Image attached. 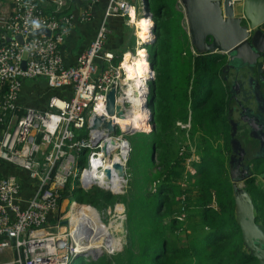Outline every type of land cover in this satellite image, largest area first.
<instances>
[{
	"label": "built area",
	"instance_id": "obj_1",
	"mask_svg": "<svg viewBox=\"0 0 264 264\" xmlns=\"http://www.w3.org/2000/svg\"><path fill=\"white\" fill-rule=\"evenodd\" d=\"M239 1L232 0L233 4ZM48 2L50 11L40 0H12L11 11L0 16V164H15L37 183L35 192L22 206L17 176L0 174V250L11 248L14 252L13 259L0 264H70L79 251L85 252L77 247L70 223L65 226L60 224L62 220L51 222L49 215L60 207L62 189L74 186L70 185L72 180L90 185L97 182L90 181L87 172H105L109 167L111 174L117 169L113 161L108 164L117 149L115 143L127 140L125 135L132 133V127L122 126L119 119L141 106L148 115L151 112L145 104L148 82L153 77L149 61V75L142 80L140 90L124 65L125 59L133 63L137 55L136 22L134 47L127 58L123 55L115 61V55L104 48L106 30L102 24L76 62L68 65L60 51L72 18L64 13L68 0ZM145 13L149 14L145 0L141 1L140 10L137 0H108L105 11L134 19ZM80 17L89 18L87 7ZM152 23L151 20L150 30ZM42 28L49 34L31 35ZM150 39L141 44L147 60L146 45ZM98 58L106 63L96 75ZM37 77L43 78L48 88L70 90V94L51 92L43 107L21 105L18 98L23 80ZM112 88L115 102L124 108L121 116L106 110V96ZM96 116L111 120L115 130L109 132L102 125L93 127ZM127 146L129 150V142ZM125 161L120 162L124 170ZM152 182L154 186L157 180ZM178 218L183 220L180 215Z\"/></svg>",
	"mask_w": 264,
	"mask_h": 264
},
{
	"label": "trees",
	"instance_id": "obj_2",
	"mask_svg": "<svg viewBox=\"0 0 264 264\" xmlns=\"http://www.w3.org/2000/svg\"><path fill=\"white\" fill-rule=\"evenodd\" d=\"M145 2L154 26L155 38L147 44L148 60L152 67L157 58L161 64L173 61L166 38L172 31L171 25L178 41L181 40L179 42L186 46L179 52L180 63L178 54L174 52L176 60L172 68L157 67L153 79L149 81L148 104L152 118L145 132L152 140L137 157L131 154L128 158L129 165L135 169L134 184L139 190L137 201L141 202L138 211L134 204L137 197L127 203L131 244H126L109 258L99 256L92 259L80 255L79 264H255L256 257L244 246L235 219L232 185L226 164V152L232 140L230 137L234 135L231 130L235 127L231 121L234 118L227 115L230 102L235 99L230 89L226 55L219 52L192 53L188 33L180 22L183 13L176 9L175 0H172V8L168 7L166 0ZM167 81L174 96L165 101L161 94ZM189 114V138L197 140L199 159L190 162L195 172L187 173L188 178L192 179L193 188L184 189L178 178L184 170V159L188 153L178 154L179 147L174 149L169 139L174 134L175 121H186ZM216 138H222V144L216 145ZM155 160L158 167L154 172H149ZM153 180L159 183L155 191H149L146 184ZM250 185L248 190L253 199L254 194L259 197V202L254 205L262 211L260 216L264 219L263 190L252 182ZM193 190L197 195L196 213L193 216L190 214L188 220L179 219L174 212L180 207V201L184 210L189 203L193 205ZM184 193L185 197L182 198ZM64 197L81 202L83 207L92 205L99 208L111 204L115 199L110 191L98 186L89 189L66 187L61 191V199ZM119 200L126 203L124 196H120ZM86 215L88 218L82 219L80 224L85 231L99 224L104 235L102 237H109L114 235V230L120 229L115 219L106 226L94 222L100 221L94 211L82 217ZM135 235L137 250L133 249Z\"/></svg>",
	"mask_w": 264,
	"mask_h": 264
},
{
	"label": "rangeland",
	"instance_id": "obj_3",
	"mask_svg": "<svg viewBox=\"0 0 264 264\" xmlns=\"http://www.w3.org/2000/svg\"><path fill=\"white\" fill-rule=\"evenodd\" d=\"M141 1L142 0H137L138 10H140ZM166 1H167L168 7L172 8L171 7L172 6V0H166ZM234 9H235V12L241 13L242 12V5L237 2L234 5ZM171 30L172 31H170V34L166 37L167 38V47L169 48V52H170L169 56L174 61V60H176V58L173 56V53L174 52L177 53L178 54V61L180 63L181 56L179 55V52L183 48H185L186 45L183 42H179L181 40L178 41L176 32L174 31L172 25H171ZM128 55L129 54H127L126 57ZM146 55H148L147 46H146ZM226 58H227V55H226ZM173 61H171V63L164 62L165 64H161L159 58H157L156 61H155L154 69H156L157 67H161L162 66L161 67L162 69L169 70V68H172ZM236 65L237 64L234 62L233 65L231 66V69H228L229 72L227 71L230 74L229 80H230L231 84L234 83L235 78L237 79V81H239L240 87H239L238 92H237V90L235 91L236 95H238L239 100L242 102L243 105H247L249 103H256L257 101H259V97H263L264 96L263 87H260V89L259 88L258 89L254 88V86L252 85V83L250 81V78L247 79L248 75L253 74V72H251L249 70L250 69L249 67L244 65L245 67H243L242 70L239 71V68L235 69ZM223 68L224 67H222V69ZM243 71L246 73V76L242 75ZM151 80H152V78H151ZM150 84H151V82L149 83V85ZM217 84H219V82L216 83V85ZM157 85L159 87V84H157ZM169 85H170L169 81H167V84H164V87L165 86L166 87H165L164 91L161 94V97L165 101H166V99H170L172 96H174V92L172 90H170ZM230 89H231V87H230ZM233 89L234 90L236 89L235 86H233V88L231 89L232 95H233ZM156 96L159 97L160 94L157 93ZM149 97H150V95H149ZM156 99H154V104L157 106V100ZM231 102H233V103H231ZM231 102H230L231 106L234 105V101L231 100ZM145 104L147 106L148 100L145 101ZM148 107H149V104H148ZM149 109H150V107H149ZM251 109L254 110L255 108H251ZM230 110H231V107H229L227 115H232ZM149 111H151V110H149ZM226 112H227V110H226ZM189 113H190V109H189ZM233 118H237L238 119V113L237 112L235 114H233ZM150 120L151 119L149 117L147 119L148 122L147 121L144 122L143 128H132V133L125 135V137L127 138L128 142H129L130 149L128 150V153H127V156H126V161H125L124 179H126V180H125V182H124V184L122 186V191H120V192H117V191L112 192L113 190L110 188V186H106V188L105 187L103 188L98 183H92V184H90L89 187L85 188L84 185H81V183L79 181H77V180H72L70 182V185H72V186L74 185V186L73 187L69 186L68 189L69 188L70 189L71 188H75V187H80V188H83V189H89V188H92L94 186H98V187H100V188H102V189H104L106 191H110L113 194V196L115 197V199L113 200V202L111 204L109 203V204L105 205L104 207H100L99 208V207H96V206L94 207L92 205H91V207H94L95 210L96 209L98 210V211L97 210L96 211L98 212V214H99V216L101 218L100 221H102V223L105 224L106 226L110 225V222H111L112 219H116L115 220L116 221V225L118 226V228H120L119 231L114 230L115 237H112V239L114 241H116V243H112L114 241H112L107 235H106L107 237H102L101 236L102 238H104L106 243L111 244V246L113 245L112 248L108 251V248H106L104 246V247H101V250H99V251L89 252V253L88 252H83L82 256H85L87 258H92V259H96L99 256L109 258V257H112L113 254H115L116 252L122 250L126 244L127 245L131 244V240L129 239V231H128V207H127V203L129 204L130 201L134 200L137 197V194H138L139 190L137 189L136 185L134 184V178H135L134 172H135V169L132 166L129 165L128 158H129V156H131V154L133 156L137 157V155L140 154L142 149L146 148V145L148 147V144L151 142V140H152L151 137L148 138V135H147L148 133L145 132V130H147V128H148L147 124L150 122ZM177 121L178 120L175 121V124H174V127H173V130H174L173 133L174 134L171 137V139H169V140H170V143L174 146V149H177L179 147L178 154L184 155L185 152L188 153V155L184 159V170H183L181 176L178 178V182L181 184V187L184 188V189L185 188L188 189V188H193V186H192V179L188 178V174L187 173L190 172L191 174H193L195 172V169H194V167L192 166V164L190 162L192 160H198L199 159V154H198V151L196 150V145H195L197 140L193 141V140H191V138H189L190 125H189V123L187 121L179 120L180 123H177ZM238 127H239V130L242 131L241 133L244 135V136H240V138L244 140L243 143L245 144V147L247 149H249V152H253L255 147H256V145L254 143V140L251 139L249 137V135L247 134V130H248L247 126L245 127L244 125H241V126H238ZM181 130H183V131H181ZM80 131L84 132L85 129H81ZM172 142H174V143H172ZM216 142H217V144L219 142L220 143L223 142L222 138H216ZM227 152H226V155H227ZM251 160L253 161L254 164L257 163L256 166L259 167L260 162L258 161V159L256 157L252 158ZM157 164L158 163L155 160L154 165L152 167H150L148 169V171L149 172L150 171L154 172L156 170V168L158 167ZM120 177H118V178H120ZM152 183L153 182L149 181L146 184L147 190L155 191V189L157 187V184L159 182L157 180V182H156V184L154 186H152ZM191 194H192L191 203L193 205L190 206V203H189L188 204L189 207H187V209L184 210V208L182 207V202L180 201L179 202V206L180 207L174 212V214H176L177 216L180 215L184 220H186L187 218L189 219V215L190 214H191V216H193L196 213L195 212V208H194V207H196L195 206V201H196V197H197L196 190H193L191 192ZM120 196H124L125 197L126 203H123V202H121L119 200ZM138 196H140V194ZM184 197H185V193L182 195V198H184ZM138 199H139V197H137L135 199V203H134L135 204V208L137 209V211L139 210V206L141 204L140 201H137ZM253 201H254L255 204H257L259 202V197L256 194H254ZM82 208H83V210L81 212ZM85 208H88V209H85ZM94 208L83 207V204H81V202H79L77 200H74L71 197H64L61 200L60 207L58 208V210L53 213V217L51 218V222L55 223L57 220H62V222H60V224L65 225V226L68 224V222L69 223L71 222L70 229L72 230V220L71 219H73V217H80L79 218L80 219L79 223H76V226H75V228L78 229V227L81 224V220L88 218L87 215L85 217H82V215L85 214L89 209H94ZM261 212L262 211H259L255 207V209H254L255 217L257 218L258 221L263 223L264 219H263V217L260 216ZM68 218H70L71 221H65V220H68ZM190 219H191V217H190ZM61 229H64V226H61ZM94 231L100 232L101 230L98 229V228H96V229L94 228ZM71 234L73 235V237L77 236L78 238L83 236V234L80 232L79 229L76 230L75 232L72 230ZM136 236L137 235H135V240H134L136 243L134 242V246H133L134 250H137V241H136L137 237ZM107 238H109V240ZM113 249H117V250L112 251ZM78 256H80V255H78ZM78 256L75 259L72 260L73 262L71 261L72 262L71 264H79L80 257H78Z\"/></svg>",
	"mask_w": 264,
	"mask_h": 264
},
{
	"label": "water",
	"instance_id": "obj_4",
	"mask_svg": "<svg viewBox=\"0 0 264 264\" xmlns=\"http://www.w3.org/2000/svg\"><path fill=\"white\" fill-rule=\"evenodd\" d=\"M248 2L249 0L244 1V14H241L235 12V4L232 0H183L191 42L195 44L199 53L205 51L221 52L227 55L228 62L226 65L235 61L238 65H256L257 72L261 74L264 61V29L258 27V23L262 19H257L255 12L247 5ZM146 10H148L147 5ZM262 10L264 11V8ZM145 16L151 17V13H145ZM151 29H154L153 23ZM41 32L49 34L47 29L42 28L31 35ZM18 39L21 40V37L18 36ZM238 65L236 69L239 68ZM234 83L236 89H233V96L236 97L235 91L238 90L240 84L237 83L236 79ZM106 110L109 114L116 111L120 116L124 113L123 106L115 102V90L113 88L108 91L106 96ZM149 117L152 118L151 112ZM100 125L106 127L109 132L115 130L111 120L96 116L93 127L96 128ZM251 125L256 126L252 123ZM262 158L259 167L262 165L264 167V154ZM113 165L119 170L121 176H124L123 165L118 161H114ZM237 171V166L230 167L229 178L232 185L235 219L241 230L244 246L249 253L256 257L255 264H264V224L257 221L252 196L244 184L243 179L246 172L248 173L247 167L242 168L240 178L235 176ZM105 172L107 176H110L109 167L105 168ZM258 175L264 181V168ZM89 186L84 185L85 188ZM83 252L79 251L76 257L83 255Z\"/></svg>",
	"mask_w": 264,
	"mask_h": 264
},
{
	"label": "crops",
	"instance_id": "obj_5",
	"mask_svg": "<svg viewBox=\"0 0 264 264\" xmlns=\"http://www.w3.org/2000/svg\"><path fill=\"white\" fill-rule=\"evenodd\" d=\"M40 1L44 5L47 11L51 10V4L48 2V0H40ZM131 1H134V0H131ZM244 1L245 0H241L238 2L239 4L242 5L241 14H244V10H243ZM107 3H108V0H94V1L93 0H68V6L64 9V13L71 14L72 16L71 24L67 27V30L64 34V39L60 44V51L63 56L64 62L66 64L70 65L76 62L78 54L83 49L86 48L89 41L94 37L98 28L102 24L105 25V30H106L104 48L107 50H110L115 55V58H114L115 61L119 60L123 55H127L132 51L134 47V40H135L134 17L129 18L128 16L105 14ZM11 4H12V0H0V16L3 17L11 11ZM247 5L252 9V11L255 12L257 19H262L258 23V27H261L262 29H264V16H263L264 11L262 10L264 8L263 0H249ZM86 7H87V10L89 11V18L82 19L80 16ZM175 7L176 9H179L183 13V17L181 18L180 22H181V25L184 27V29L188 33L189 40H190V48H191L192 53L194 54L199 53L198 50L196 49L195 44L191 42V37L189 34V23L187 21L186 9L183 4V0H175ZM148 12L150 13L149 9H148ZM151 32H152V35H151L149 44L155 38L153 30H151ZM205 52H209V51H205ZM105 63L106 62L102 59H99V58L96 59V72H95L96 75L101 73L102 69L105 66ZM249 66H252V65H249ZM151 68L153 70V77H154L155 70H154V67H152V64H151ZM249 70L252 72L251 69ZM255 72H257V68ZM257 74H258V77H255L254 74H251L250 81L252 85L254 86V88L260 89V87H263L264 89V84H263L264 83L263 82L264 81V61H263V72L261 74L257 72ZM243 76H246V73ZM237 83H239V81H237ZM234 85L235 83H232L230 87L232 88ZM148 88H149V82H148ZM51 92H55V93L62 92V90H52L48 88L46 86L45 80L40 77L33 78V79H24L22 82L18 100L21 105L28 104V105H34L37 107H43L48 94H50ZM62 93L69 95L70 90H64ZM148 95H149V92L147 93V100H148ZM237 98L239 100L238 95L234 97L235 99L234 105L231 106V103L233 102L230 103V107H231L230 111L232 115H229V117L231 116L233 118V114L237 112V110L234 109L235 105L237 106V103H236ZM261 99H264V96L259 97V101H258L259 103L261 102ZM239 102L240 101H238V104ZM248 105H250V103ZM259 106L262 107V111L264 113V104L259 105ZM186 121L190 122V114L188 116V120ZM231 121L233 122L235 126L231 130V134H235L237 130H238L237 133L239 134L238 139H236L234 135L232 136L231 143H237L236 145H239L241 147V144L242 145L244 144L243 143L244 140L241 139L240 136H244V135L241 133L242 131L239 130L238 123L233 120ZM196 134L198 136L199 132H197ZM195 141H196V138H195ZM214 142L217 145V142L216 141ZM220 144H222V142ZM255 145H256V142H255ZM241 148L243 150V147ZM257 148L258 147H256V151L258 153L256 154L258 155L260 153ZM226 164H227V161H226ZM227 167H228V174H230V167H234V166H228L227 164ZM238 167L239 166H237V170L239 171L240 169H238ZM263 168H264L263 165L260 167H257V169H255L256 170L255 173L259 174L258 172H260ZM9 173L15 174L20 181L21 188H20L18 196H19V202L23 206L25 204V200L29 198L35 192L36 187H37L36 180L30 178L26 170L16 166L15 164L11 162H6V161L2 162L0 164V174L5 175ZM261 181H262V184L264 185V181L260 177L257 179V185H260ZM51 214L49 215V218H50L49 221L53 217V214L52 216ZM74 218H80V217H74ZM13 256H14V252L11 248H4L0 250V262L9 261L13 259Z\"/></svg>",
	"mask_w": 264,
	"mask_h": 264
},
{
	"label": "bare ground",
	"instance_id": "obj_6",
	"mask_svg": "<svg viewBox=\"0 0 264 264\" xmlns=\"http://www.w3.org/2000/svg\"><path fill=\"white\" fill-rule=\"evenodd\" d=\"M134 21L137 24V34H138V42H137V47H136V54L133 63H130L127 61V59L124 60V65L126 67L128 76L130 78H133L134 84L137 86L138 90L141 88V84L143 83V79L148 78V71H149V64L148 60L145 57V48L141 46L142 43L147 42L151 35L152 32L149 29V26L151 24V19L148 18L147 16L140 15L138 16L137 19H134ZM143 41V42H142ZM141 46V47H140ZM128 57V56H127ZM126 57V58H127ZM142 72V73H141ZM136 108V106H135ZM148 111L145 109L143 106H141L139 109H134L132 113L128 111L124 116H122L120 120L122 126H131L132 128H143L144 122L148 119ZM146 124V123H145ZM128 141L125 139H121L115 143V146L117 147L116 151L113 152L112 157L108 160V164L110 165L111 161H118L124 164V160L126 159L127 153H128ZM87 177L90 179V181H95L98 184L102 185L103 187L106 188V186H110V188L114 191L120 192L122 191V186L125 182L126 179H124V176H121L120 172L118 169H113L111 172L110 176H107L105 172L101 170H96L93 169L90 172H87ZM121 177H120V176ZM120 177V178H118ZM110 189V190H111ZM93 208V207H90ZM88 209V208H85ZM83 208L81 209L82 212ZM97 210V209H96ZM94 209H89V211H94L99 219L101 220L98 210L96 211ZM86 212V213H87ZM72 220V230L75 232L76 230H80V232L83 234L81 237L74 236L75 243L78 248L84 249L85 252H95L101 250V247H106L109 249L111 247V244L106 243L104 238H102L101 231L96 232L94 231V228L100 229V225L96 224L92 226L88 231H85L83 228H81V225L78 227V229L75 228L76 223H79L80 219L79 218H74ZM70 220V221H71ZM116 220V219H115ZM97 223H102L101 221H94ZM103 224V223H102ZM105 225V224H104ZM70 227H71V222H70ZM72 230L70 229V233H72ZM90 234V235H89ZM113 236H109V238L112 239ZM109 238H107L109 240ZM116 243V241L112 242ZM113 246V245H112ZM112 248V247H111ZM110 248V249H111ZM93 254V253H92Z\"/></svg>",
	"mask_w": 264,
	"mask_h": 264
},
{
	"label": "flooded vegetation",
	"instance_id": "obj_7",
	"mask_svg": "<svg viewBox=\"0 0 264 264\" xmlns=\"http://www.w3.org/2000/svg\"><path fill=\"white\" fill-rule=\"evenodd\" d=\"M233 63H231V62L228 63V65H227L228 69H231V66L233 65ZM235 63L237 64L236 61H235ZM244 65L247 67H250L254 76L258 77L257 72H255L256 71V65H252V66H249L247 64L238 65L239 71L242 70L243 67H245ZM236 66H235V69H236ZM244 74H245V72H242V75H244ZM248 78H251V76L249 75L247 77V79ZM238 101H240V100H238V98H237V102H236L237 106L235 105V107H234V109L237 110L238 119L234 118V121H236L239 126H241V125H244L245 127L247 126V129H248L247 134L249 135V137L251 139L254 140V143L256 142V147H258L257 149H258L260 154H258V155L256 154V153H258L256 151V147H255L253 152H249V149H247L245 147V144H243V145L241 144V147H243V150H242V148L239 145H236L237 143H231L230 142V149L227 152V164H228V166H239L238 169H240V170L237 171V173L235 175L236 178H240V176L242 174V168H244V166L247 167L248 173L246 172L245 178L243 180H244L245 187L248 189L249 187H251L250 182L257 185V179L259 178L258 174L255 173L256 172L255 169H257V166H256L257 163L254 164L251 159L256 157L258 159V161L260 162V160L263 159L262 155L264 154V149H263V147H264V113L262 111V107L259 106V105L264 104V99H261L260 103L258 101L256 103H250L251 106L248 104L243 105L241 101L238 104ZM243 107L246 109H244ZM251 108H255L256 110L255 109L253 110ZM251 123L255 124L256 126L251 125ZM238 136H239V134L236 131V133L234 134V137L236 139H238ZM231 139H232V137H230V140ZM259 147H261V148H259ZM259 186L263 190V193H264V185L262 184V181L260 182ZM250 195L252 196V199H253V195L251 192H250ZM253 203H254V201H253ZM254 209H255V205H254ZM263 214H264V210H263ZM258 222H260V221H258Z\"/></svg>",
	"mask_w": 264,
	"mask_h": 264
},
{
	"label": "clouds",
	"instance_id": "obj_8",
	"mask_svg": "<svg viewBox=\"0 0 264 264\" xmlns=\"http://www.w3.org/2000/svg\"><path fill=\"white\" fill-rule=\"evenodd\" d=\"M147 46V45H146ZM149 61V60H148ZM150 63V62H149ZM150 66H151V64H150ZM151 80V79H150Z\"/></svg>",
	"mask_w": 264,
	"mask_h": 264
}]
</instances>
